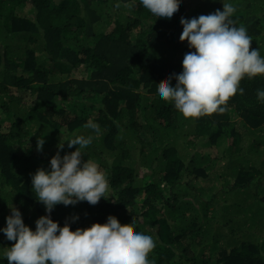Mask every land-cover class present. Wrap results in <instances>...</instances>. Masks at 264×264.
<instances>
[{
	"label": "trees",
	"instance_id": "obj_1",
	"mask_svg": "<svg viewBox=\"0 0 264 264\" xmlns=\"http://www.w3.org/2000/svg\"><path fill=\"white\" fill-rule=\"evenodd\" d=\"M178 2L169 21L139 0H0V228L11 206L33 230L47 214L31 176L47 169L58 149L14 151L10 140L21 139L26 118L44 143L58 144L61 132L91 135L82 159L96 162L109 181L106 199L95 205H56L50 215L61 226L85 228L113 215L154 238L148 258L155 264H264V102L257 99L264 75L242 78L243 93L230 97L223 113L186 118L156 95L194 50L179 39L181 17L231 2L234 24L264 56V0ZM26 4L32 17L13 15ZM90 119L99 131L83 133ZM76 147L66 142L61 156ZM211 176L221 185L207 187ZM242 195L251 202L242 205ZM4 243L14 241L0 232V248ZM0 264H7L3 255Z\"/></svg>",
	"mask_w": 264,
	"mask_h": 264
},
{
	"label": "clouds",
	"instance_id": "obj_2",
	"mask_svg": "<svg viewBox=\"0 0 264 264\" xmlns=\"http://www.w3.org/2000/svg\"><path fill=\"white\" fill-rule=\"evenodd\" d=\"M139 2L156 18L169 21L181 7L178 0ZM222 4L223 10L180 18L179 39L187 41L189 49L194 50L185 53L182 71L169 76L157 88V97L171 102L186 118L225 112L229 98L237 91L243 93L239 87L242 78L264 75L260 49L250 50L252 38L246 28L234 24L233 4ZM173 77L175 85L171 83ZM257 99L264 102V89H257ZM85 127L99 131L98 124L91 119ZM65 141L68 148L78 147L61 156ZM91 142V135H75L71 139L62 136L49 167L38 168L32 174L35 198L43 203L47 213L36 219L34 230L24 223L18 208L9 206L11 214L5 217L6 226L0 228L7 240L14 241L3 252L7 264H155L148 258L156 246L155 240L149 234L134 231V222L121 225L115 216L109 215L105 223L95 222L72 230L69 223L61 226L51 218L50 213L58 204L87 201L95 205L110 192L109 181L99 165L82 159L81 149ZM43 144L44 138H38L37 150H42Z\"/></svg>",
	"mask_w": 264,
	"mask_h": 264
},
{
	"label": "rangeland",
	"instance_id": "obj_3",
	"mask_svg": "<svg viewBox=\"0 0 264 264\" xmlns=\"http://www.w3.org/2000/svg\"><path fill=\"white\" fill-rule=\"evenodd\" d=\"M32 14H33V7L30 6V4H26L24 7H21L19 9H16L13 12V15H16V16H19V17H24V18L32 17ZM2 25H4V24L0 22V30L3 29V26ZM73 32L74 31L69 30V32H65V33H67V35H68L69 33H73ZM23 95H21V96L23 97ZM29 102L30 101H28V97L27 96L24 97V101L22 103L23 105H22L21 108L24 109L25 108V105H27ZM73 107H74V105H64L63 106V108L65 110H67L68 112H71V110H72ZM81 110L82 109H80V108L77 107V109L75 111L71 112V113L72 114L75 113L76 116H78L79 114H81L80 117L82 118V117H84L83 115H85L86 112H82ZM0 115H1V110H0ZM73 117H74V115H67V120H70V118H73ZM32 122H33V120H27L25 118V121H24L25 129H23V134L21 135V139H19V141L21 142L22 145H18V142L19 141L17 139L10 140L11 141L10 144L15 148L14 151H16L18 154H22L24 152L28 153L29 150H33V153L34 152H36V153H38V152H44V153H47L48 154L49 150H52L53 148L57 147V144L56 143L55 144L44 143L43 146H42V150H37V140H38V138H41V137L40 136H37L33 132L32 127L34 128V125L31 126ZM3 127L6 128L7 127V124H4ZM30 127H31V130H30ZM82 131H83V133H87V132L88 133H96V132H98V131H94L92 129H90V130L83 129ZM4 132H6V131H4ZM24 132H29V133L27 135H24ZM63 135H64V133L61 132L59 135H57V137L61 138ZM64 136H63L64 139H71V138H67L66 136L65 137ZM59 140L60 139H58V141ZM65 144H66V141H65ZM223 162H225V161L222 160L221 164ZM147 173H149V172L146 171L144 173H141L140 176L142 177V176H144ZM221 174H222V171L219 172V175H221ZM231 179H233V178H231ZM205 182H206V186L207 187H210L212 185L213 186H219V185H221V182L219 181V178L217 176H211ZM231 182H232V180H231ZM240 199H241L242 205H247L249 202H251V199L248 197V195L247 196L246 195H244V196L242 195ZM238 201H240L239 198H238ZM10 214H11V210L8 209L7 212H6V216H8ZM30 218H33V216H30ZM5 226H6V220L2 224V227H5ZM7 247H10V245L4 243L3 247L0 248V255H3V252L6 250Z\"/></svg>",
	"mask_w": 264,
	"mask_h": 264
}]
</instances>
